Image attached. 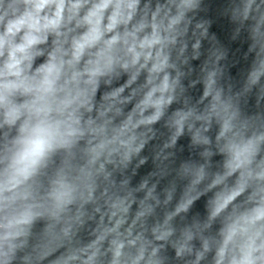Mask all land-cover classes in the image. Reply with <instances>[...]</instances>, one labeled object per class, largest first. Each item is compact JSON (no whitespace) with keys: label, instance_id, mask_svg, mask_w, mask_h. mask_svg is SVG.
<instances>
[{"label":"clouds","instance_id":"1","mask_svg":"<svg viewBox=\"0 0 264 264\" xmlns=\"http://www.w3.org/2000/svg\"><path fill=\"white\" fill-rule=\"evenodd\" d=\"M0 264H264V0H0Z\"/></svg>","mask_w":264,"mask_h":264}]
</instances>
